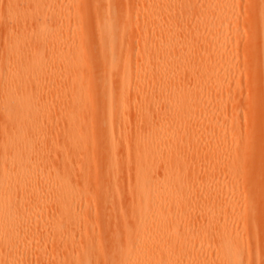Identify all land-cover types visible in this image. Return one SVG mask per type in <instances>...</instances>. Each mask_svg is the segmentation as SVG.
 <instances>
[{
  "label": "bare ground",
  "instance_id": "obj_1",
  "mask_svg": "<svg viewBox=\"0 0 264 264\" xmlns=\"http://www.w3.org/2000/svg\"><path fill=\"white\" fill-rule=\"evenodd\" d=\"M13 1L23 6L20 17L14 9L4 12L10 36L1 61L10 65L1 91L2 106L10 115L8 128L17 134L2 141L0 264H264L260 257L264 250V156L254 162L260 173L254 184L250 181L247 188L240 179V167L254 144L263 143V135L253 134L252 148L249 144L247 150L243 142L247 138L243 140L240 133L239 109L228 113L218 108L219 117L230 126L218 142L221 148L229 140L231 159L225 162L220 157L224 153L219 157L211 153L210 114L200 111L196 115L195 111L212 84L219 85L222 72L238 67L240 51H247L257 64L251 79L260 71L264 75V0H247L250 6L243 7L254 23L252 38L242 46L226 47L214 45L211 39L205 56L196 60L192 40L199 30L209 29L210 21L219 26L210 35L223 30L224 34L231 32L232 38L238 36L237 26L243 25L245 16L241 0H74L76 10L65 17L41 15L48 11L45 7L51 8L48 0ZM208 3L213 8L204 12L203 5ZM37 5L43 12L34 16L30 9ZM83 5L92 10L87 24L78 20ZM196 17L204 22L198 30L192 23ZM35 22L34 41L22 42L21 24ZM55 33L70 46L64 53L73 55L61 72L63 106L59 108L39 97L53 88L51 71L64 64L63 59L49 62L42 53ZM127 44L131 46L128 51ZM85 46L90 47L86 55ZM88 69L93 70L91 86L86 84ZM221 87L217 91L225 90ZM88 88H93V96L89 97ZM258 103L255 108L261 118L252 110L262 119L264 94ZM37 109L43 111L35 113ZM42 114L48 129L51 121H59L64 130L56 142L63 146L59 151L45 146L51 136L42 144L36 137L40 123L38 117L32 118ZM82 115L94 117L81 130ZM96 131L103 141L97 151L88 148ZM0 134L4 136L3 131ZM192 135L195 140L203 135L205 141L198 139L191 145ZM132 148L137 151L133 157ZM53 152L60 153L61 160L47 164ZM184 153L194 156L192 172L178 166L186 160ZM97 160L107 165L108 173L92 185L86 178L92 167L97 173ZM120 162L134 172L130 210L126 195L117 189L127 175L117 171ZM201 163L215 164V175L207 171L201 176ZM126 170L127 165L122 171ZM213 175L227 185L211 181ZM112 203L116 211L108 214L106 225H96L98 232L101 227L108 233L92 232L84 216L92 213L96 218L95 213ZM58 214L65 220L55 225ZM118 226L122 236L116 234ZM69 237L71 247L65 244ZM76 238L81 246L75 245ZM41 240L52 243L51 250L33 251Z\"/></svg>",
  "mask_w": 264,
  "mask_h": 264
},
{
  "label": "rangeland",
  "instance_id": "obj_2",
  "mask_svg": "<svg viewBox=\"0 0 264 264\" xmlns=\"http://www.w3.org/2000/svg\"><path fill=\"white\" fill-rule=\"evenodd\" d=\"M219 1L220 0H218V2ZM49 2L51 3V8L46 9V7H45L46 4L44 5L45 10H48L46 12L41 11L42 7L39 5H37L36 7L32 6L30 11L34 14V16H35V14L37 15L38 12L39 13L43 12L41 15L48 13L49 15L57 14L60 17H65V16L72 15L73 12L76 10L74 0H48L47 3H49ZM239 3L242 4V7L240 5L241 12H242V8L245 5L250 6V4H251V2L250 1L248 2L247 0H241V1H239ZM22 6H23L22 4H20L18 2H14L13 0H0V76H1V78H0V133H1V131L4 132V136H2L0 134V161L2 158L1 154H2V150H3L2 141L5 138H12V137L14 138L17 134L16 131L13 132L8 128L10 115L8 114L6 108H4L2 106V97H4L3 93L1 91V87L3 84V78H4L3 75H4L5 71L7 70L8 66L10 65L7 61H4L3 63L1 61L2 55H4L6 53L7 40H8V36H10L9 30L4 26V23H5L4 12L6 11L7 8H10L12 10L14 9L16 17H20ZM203 6H204V12L210 11L213 8L212 5H210L209 3L206 5H203ZM124 9H125V7H124ZM197 9L199 11L200 6H197ZM126 10H127V8H126ZM201 12H202V10H201ZM204 12H202V13H204ZM125 13H127V11H125ZM242 13L245 16H243L241 14V17L243 16L242 17L243 25L241 24V25L237 26V32H238L237 37L232 38L231 32L224 34L223 30L222 31L218 30L217 32H214L213 35H210L211 32H213L219 28V26L217 28L215 27V26H217L215 24V20L207 23L209 29L199 30L195 34V40H192L193 47L197 51V52L193 53V59L196 60V59H198V57H204L205 56L206 52L208 51L207 47H208L211 39L214 40V45L215 44L216 45H224L226 47L229 44H231L232 46H237V45L242 46L243 44H245V42H247L248 39L252 38L253 32H254V30H253L254 23L252 22L250 15H247L248 18L246 17L244 8H243ZM37 18L38 17H36V19ZM90 18H92L91 8L87 5L80 6L78 20L83 21L84 23L87 24L89 22ZM39 19L41 20L42 18H39ZM244 19H246V20L244 21ZM247 20H249V21H247ZM186 21L190 22L189 19H186ZM240 22H241V18H240ZM192 23H193V26L195 27V29L198 30V29H200L201 23H204V22L201 18L196 17L192 20ZM36 25H37V22L33 23L31 26L21 24V26H20L21 27V30H20L21 34H19V37L21 40H23L22 42L29 44L30 39H32V41H34L33 34H34V27H36ZM74 30L75 29L72 28L71 32H73ZM246 31H248V32H246ZM49 32H52V31H49ZM142 32H143V30H142ZM135 35H136V33H135ZM31 43L34 44L33 42H31ZM65 47L67 49L70 46H66V44H64L63 38L59 34L55 33V35H52L50 40L47 41V44H45V46L42 48V53L46 54L47 58H49L48 59L49 62H51L55 59H63V61H64V64H61V66H59L56 69H54L53 71H51L53 74V77H52L53 78V88L50 90V92L44 93L41 96H39L42 98L50 99L51 103L55 107H58V108L63 106V104L60 100V97H59V95H60L59 93H60L61 89H63V87H64L59 82L60 78L62 77L61 72L67 67L66 64L70 63V61H71L70 58L73 56L71 53H70V55L68 54L69 56H67V54L64 53V51H67L65 49ZM130 47L131 46L129 44H127V45H125L124 48L126 51H128L130 49ZM63 48L65 50H63ZM89 49H90L89 46H85V51H84L85 55L89 52ZM244 52H246V54L243 53V51H240L241 55L243 53L242 58L244 60H239V59H242L241 55L239 54L240 58L237 60L239 62H237V64H236L238 67L231 68L230 70L225 69L222 72V74L220 75L218 81L220 83L222 82V87H221L220 83H219V85H217V83L212 84L211 91H210L208 97L202 98L201 99L202 100L201 105L198 107V109L195 110L196 115L197 114L199 115L200 111H202V113H208V115L210 114V116H211V124H210L211 134L208 138H210V137L213 138V143H212L213 147L211 149V153L215 157H217V156L219 157L220 154L224 153V155L220 156V157L222 159L225 158L224 159L225 162H229V159H231L228 156L229 153L232 152V150L229 148V145H228L229 140L227 142L224 141L225 144L221 148H220V146H218V142H222L224 140L225 136L228 134V131L230 130V126L228 124L229 121L225 122L219 117L220 111H219V113H217L218 108L224 107L228 110V113L230 112V110L232 108H234L235 110L239 109V111H240V113H239V115H240L239 126L241 128L240 133H241L242 139L244 136H245L244 139L247 138L246 140L243 139L244 140L243 142H245V144L247 143L246 144L247 150L250 149L249 144L251 146L253 143L252 141L250 142V140H252V137H255V135L253 136V134H256V136H257V134L260 132L259 134L262 133L263 139H264V117L262 119H260L261 118V116H260L261 112H260V110L258 111V109L255 108V107L259 108V106H257V103L260 101V98L264 94V84H263L264 83V75H263V72L260 71L257 74L254 73V75L256 74V76L254 79H251V75L253 74V71H255L254 67L256 68L257 64H254L255 61H253V59H251V56H250V54H248L247 51H244ZM29 57H31V56H29ZM29 57H24L23 59L24 60H30ZM65 60H66V63H65ZM240 61H242V62H240ZM241 63H244V65ZM195 70H197L196 72L198 74V67H195ZM92 71H93L92 69L86 70L85 78L87 81L86 82L87 86H91L93 84V81H92L93 79H91L92 78V76H91ZM79 74L83 75L82 72L76 73V75H79ZM116 84H118V80L116 81ZM217 87H221L222 89H225V90H223L222 92H221V89L219 91H217ZM88 89H89V92H88L89 97L93 96L94 95L93 94L94 93L93 88H88ZM91 90H93V91H91ZM254 108H255V110H257V112H259L258 117H260V118H256L258 114L255 110H252ZM40 111H43V110H41V109L34 110L35 113H39ZM253 111L256 112V114H257L256 116H255ZM253 114L255 116L254 118H253ZM230 115L231 114H229L228 117ZM37 117H38L37 122L40 123V125L38 126V128H39L38 134L36 135L39 143L43 142V139L46 140V137L49 135V136H51L50 138L52 141L46 140L47 143L45 144V146L49 147L50 149H53V151H57V150L59 151L61 149V147H63V146L56 143L57 139L59 138L58 135L61 133L64 135L63 128L58 125L59 121H51L50 125L48 126L50 128L48 129L45 126V122H47L45 119V117H46L45 114L35 115L32 119L35 118L34 120H36ZM93 117H88L87 115H85V117L83 115L80 116L79 121L81 124L78 128L81 130L87 128L89 126V119H90V121H92ZM95 119H96V117H95ZM60 128H62L61 130H63V131H61ZM180 132L184 133V130L182 129ZM62 134H61V136H63ZM32 135H33V132H32ZM100 136H101V133L99 131H96L95 136L92 139V141L93 140L94 141L88 147L89 149L96 150V151L98 150L99 145L101 143H103ZM53 139H54V142H53ZM198 139L200 142L205 141V138L203 135H200L199 137H197V140ZM29 140H30V142H33L32 139H29ZM197 140H195L194 136L192 135L191 139H190V144L195 145ZM27 142H29V141H27ZM262 142L263 143H260V144L257 143L256 146L254 144V146H253L254 150L251 146V148H252V150L250 149L251 153L247 154L246 159L244 161V164H242V166H241L242 168L240 167V169L242 170L240 172V174H241L240 179H243L242 182L244 183V185L246 184L245 187H247V188L249 186H251L252 184H254V182H253V181H255L254 179L257 176H259V174H260V173H257L259 171H257L258 170V169H256L257 164H255L254 162L257 163V158L262 159L264 156V140ZM254 143H256V142H254ZM136 153H137V151L134 148H132L130 150V154H131L130 156L133 157L136 155ZM252 153H254L252 155L253 157L250 158L249 156H251L250 154H252ZM184 154L186 155V160H185V162L178 164V166L180 168L183 167L182 170L186 171L187 173L192 172V170L194 169V166L192 165V163L193 164L195 163L194 156L192 158V155L187 154V153H184ZM52 155L53 156H50V159L48 160L49 163L47 162V164H51L50 163L51 161L54 162V161H60L61 160L62 156L60 155V153L58 154L56 152H53ZM191 158L193 159V161H191L192 160ZM249 158L252 159L254 164L250 162ZM258 161H260V160H258ZM126 165H127V170H128V171L126 170L127 173H125L126 171L125 172L122 171V169L125 168ZM214 165L215 164H213V166H211V165L208 166V165H205L204 163H201L199 166V170H201V173H202L201 176L207 171H209L210 174H214L215 169H216L214 167ZM94 166L98 170L97 173L93 172L94 168L92 167L91 169H89V170H91L90 172L88 170V172H89L88 174L90 175V176L88 175L89 178L86 175L87 176L86 179L87 180L90 179L89 182H91L92 185L100 183L101 178L104 175V173L105 174L108 173L107 172L108 171L107 165L104 166L102 160L95 161ZM115 167L117 168L118 172L125 174V175L127 174L124 177V179L122 178V180L120 181V183L117 186V189L121 192L120 194L126 195L125 200L128 203L129 210H130L131 209L130 204H132L131 195L135 192V181H134L135 179H134L133 169H131V166H129L126 162H120ZM150 167L153 171H155L154 170V169H156L155 164H152ZM214 175L211 177V179H210L211 181H214L215 183L219 182L220 184H226L227 185V183H225L226 182L225 180H222L220 177H218L219 180H217L216 176H214ZM74 178H76V177H74ZM239 181H241V180H239ZM245 182H247V183H245ZM249 182H250V184L252 182L253 183L250 185ZM123 199H124V197H123ZM108 208H110V211H108ZM114 210H115V203H112V205H110V206L107 205V208L105 209V211H100L98 213H95L96 218H95V216H92V213L85 215L84 217H86V220L89 222L90 227L93 228L92 232H98L97 231L98 229L96 230L97 224H101L102 227L105 226L106 221H107L106 217L108 216V214L110 212L116 211V210L115 211ZM260 210H262V209H260ZM55 217H56L54 220V222L56 223L55 225H59V224L63 223L65 220L64 219L65 216L63 214H58ZM94 218H95V220H92ZM52 223L53 222H49L50 225ZM52 226H54V225H52ZM108 231L109 230H107V229L103 230L100 227L98 233L100 235H103V234L108 233ZM115 231H116V234L119 235L120 234L119 232H121V227L120 226L115 227ZM137 232H139V230ZM119 236H122V234H120ZM76 239H77V242H75V245L81 246V241H79L80 238H76ZM71 240H72L71 237H69V238H67V240H65L66 246L71 247V244H70ZM41 241L42 242L35 245L33 251H37L38 253L39 252L40 253H46L49 250H51L52 243H49V241H46V240H41ZM68 241H70V242L68 243ZM251 249H252V247H251ZM260 257L262 259H264V250H261Z\"/></svg>",
  "mask_w": 264,
  "mask_h": 264
}]
</instances>
